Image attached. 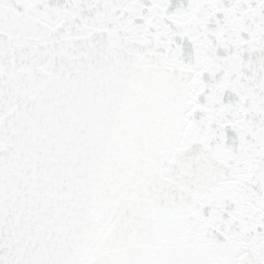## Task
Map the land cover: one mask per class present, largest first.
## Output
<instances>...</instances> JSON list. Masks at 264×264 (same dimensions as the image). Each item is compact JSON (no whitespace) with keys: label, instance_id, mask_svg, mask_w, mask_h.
Listing matches in <instances>:
<instances>
[{"label":"snow or ice","instance_id":"snow-or-ice-1","mask_svg":"<svg viewBox=\"0 0 264 264\" xmlns=\"http://www.w3.org/2000/svg\"><path fill=\"white\" fill-rule=\"evenodd\" d=\"M0 264H264V0H0Z\"/></svg>","mask_w":264,"mask_h":264}]
</instances>
